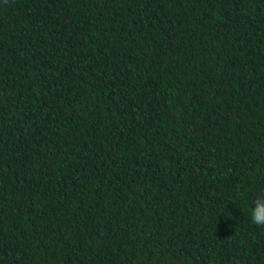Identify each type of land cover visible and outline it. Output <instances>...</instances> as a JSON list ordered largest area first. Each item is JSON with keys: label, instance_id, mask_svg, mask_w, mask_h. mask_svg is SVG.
<instances>
[{"label": "trees", "instance_id": "trees-1", "mask_svg": "<svg viewBox=\"0 0 264 264\" xmlns=\"http://www.w3.org/2000/svg\"><path fill=\"white\" fill-rule=\"evenodd\" d=\"M264 0H0V264H264Z\"/></svg>", "mask_w": 264, "mask_h": 264}, {"label": "clouds", "instance_id": "clouds-1", "mask_svg": "<svg viewBox=\"0 0 264 264\" xmlns=\"http://www.w3.org/2000/svg\"><path fill=\"white\" fill-rule=\"evenodd\" d=\"M251 218L254 224L264 227V196L257 197L254 201Z\"/></svg>", "mask_w": 264, "mask_h": 264}]
</instances>
